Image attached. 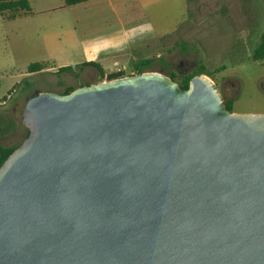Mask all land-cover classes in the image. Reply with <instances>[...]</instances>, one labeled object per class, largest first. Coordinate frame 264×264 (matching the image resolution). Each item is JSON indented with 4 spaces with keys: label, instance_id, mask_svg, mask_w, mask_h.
<instances>
[{
    "label": "water",
    "instance_id": "obj_1",
    "mask_svg": "<svg viewBox=\"0 0 264 264\" xmlns=\"http://www.w3.org/2000/svg\"><path fill=\"white\" fill-rule=\"evenodd\" d=\"M0 166V264H264V114L157 72L36 93Z\"/></svg>",
    "mask_w": 264,
    "mask_h": 264
},
{
    "label": "rangeland",
    "instance_id": "obj_2",
    "mask_svg": "<svg viewBox=\"0 0 264 264\" xmlns=\"http://www.w3.org/2000/svg\"><path fill=\"white\" fill-rule=\"evenodd\" d=\"M225 2H190L188 19L176 34L118 55L102 77L94 68L87 70L80 77L81 84L106 81L105 77L115 72L114 65L123 69L120 73L124 77L134 76L135 58L142 55L154 59L148 72L166 73L165 64L175 77H180L195 75L203 68L207 74L204 76L216 85L224 102L232 103V113L264 114V60L251 59L264 31V0H233V9H216ZM20 30L0 16V144L10 148L25 139L27 129L21 117L26 101L38 90L53 85L51 82L57 78L27 73L29 65L46 62V55ZM31 36L36 39L38 35ZM25 41L30 43L25 46ZM182 44L186 45L185 51Z\"/></svg>",
    "mask_w": 264,
    "mask_h": 264
},
{
    "label": "crops",
    "instance_id": "obj_3",
    "mask_svg": "<svg viewBox=\"0 0 264 264\" xmlns=\"http://www.w3.org/2000/svg\"><path fill=\"white\" fill-rule=\"evenodd\" d=\"M24 1L29 11H19L11 19L1 17L44 51L48 69L34 74L57 75L53 85L37 93L64 95L68 88L84 86L81 75L93 69L84 64L97 63L103 72L118 55L176 34L188 19L189 3L196 0H85L71 6L64 0ZM223 1L224 6L216 9H233V0ZM33 33H37L36 39H30ZM66 67L80 73L79 77L58 73Z\"/></svg>",
    "mask_w": 264,
    "mask_h": 264
},
{
    "label": "trees",
    "instance_id": "obj_4",
    "mask_svg": "<svg viewBox=\"0 0 264 264\" xmlns=\"http://www.w3.org/2000/svg\"><path fill=\"white\" fill-rule=\"evenodd\" d=\"M85 0H64L65 5L67 6H71L74 4H78V3H82ZM19 11H29L28 9V5L26 3V1L24 0H0V16L6 15L7 19L8 18H14L15 14ZM181 49L183 51L186 50V45L182 44L181 45ZM251 59L253 61H262L264 60V31L261 33L260 35V42L259 44L256 46V48L253 50L252 54H251ZM153 62L154 59H148V58H144L142 55H138L135 58V62L132 66L133 71L135 72V75L141 74V73H145L148 72L152 66H153ZM160 64H163V61H159ZM49 64L46 62H41V63H33L31 65L28 66L27 68V73L28 74H34V73H39L42 72L46 69H48ZM84 67H90V68H94L102 77V70L100 68V66L97 63H86L83 65ZM164 69L166 71V73L164 72H159L158 73H163V75L167 76L168 78H170L172 81H174L175 83L178 84V86L180 87V89L182 90H186L189 84L190 79L195 76V75H207L206 73H204V69H200L199 72L197 74H193L191 76H180V77H175L168 69V66L164 64ZM58 73H70L74 78H78L80 73H75L71 68L66 67V68H61L58 70ZM123 77V73H111L110 75L105 77L106 81H110V80H114V79H118ZM179 79V80H177ZM103 80H101L100 82H102ZM29 86V85H28ZM73 88H68L63 94H68L71 91H73ZM225 103V107L228 111L231 112V106L232 103L231 102H224ZM28 135V130L26 132L25 138ZM18 146L16 147H5L2 146L0 144V166L3 164V162L7 159V157L13 152L14 149H16Z\"/></svg>",
    "mask_w": 264,
    "mask_h": 264
},
{
    "label": "built area",
    "instance_id": "obj_5",
    "mask_svg": "<svg viewBox=\"0 0 264 264\" xmlns=\"http://www.w3.org/2000/svg\"><path fill=\"white\" fill-rule=\"evenodd\" d=\"M114 67L116 68V70H115V72H117V73H120L123 69L122 68H120V67H117V65H114ZM124 77V76H123ZM128 77H130V76H128ZM122 78V77H121Z\"/></svg>",
    "mask_w": 264,
    "mask_h": 264
},
{
    "label": "flooded vegetation",
    "instance_id": "obj_6",
    "mask_svg": "<svg viewBox=\"0 0 264 264\" xmlns=\"http://www.w3.org/2000/svg\"><path fill=\"white\" fill-rule=\"evenodd\" d=\"M160 74H163V73H160Z\"/></svg>",
    "mask_w": 264,
    "mask_h": 264
}]
</instances>
